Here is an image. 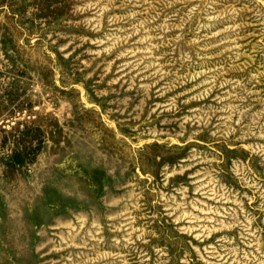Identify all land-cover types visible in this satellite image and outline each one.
<instances>
[{"label": "rangeland", "instance_id": "rangeland-1", "mask_svg": "<svg viewBox=\"0 0 264 264\" xmlns=\"http://www.w3.org/2000/svg\"><path fill=\"white\" fill-rule=\"evenodd\" d=\"M0 264H264V0H0Z\"/></svg>", "mask_w": 264, "mask_h": 264}]
</instances>
